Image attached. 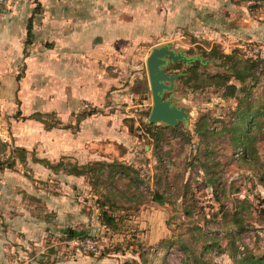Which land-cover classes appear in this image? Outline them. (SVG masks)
<instances>
[{"label": "rangeland", "instance_id": "374dc122", "mask_svg": "<svg viewBox=\"0 0 264 264\" xmlns=\"http://www.w3.org/2000/svg\"><path fill=\"white\" fill-rule=\"evenodd\" d=\"M41 1L28 44L24 22L0 12V59L5 41H13L7 49L11 65L5 68L0 60V157L16 144L27 148L26 160L17 158L0 172V264H123L126 259L233 264L224 208L236 210L244 197L256 205L264 195V114L260 129L253 130L258 159L244 160L230 129L238 98L222 95L215 85L196 89L183 78L165 80L163 97L185 106L187 116L176 127L157 122L165 130L157 148L164 159L162 188L170 199L163 203L149 199L158 159L153 140L130 127L139 133L147 129L153 104L147 57L153 47L168 44L185 55L176 61L166 56L163 64L179 74L202 47L224 52L207 63L210 72L224 70L220 61L240 66L244 57H264V0ZM81 4L101 5L105 13L82 12ZM45 7L50 14L43 13ZM22 42L21 50L15 45ZM231 80L241 85L233 75ZM260 92L257 87L253 97ZM93 107L92 114L84 111ZM36 111L47 122L36 118ZM203 114L206 137L195 130ZM34 156L54 162L119 157L134 165L139 177L130 182L116 171L115 186L109 187L125 195L117 194L126 204L142 202L123 210L122 231H115L100 221L87 176L55 170ZM209 177L217 180L219 198ZM259 219L256 213L248 218L249 230L236 240L240 247L264 251ZM74 230L81 234L72 236ZM86 238L98 241L96 250L82 249ZM180 239L191 250L183 249Z\"/></svg>", "mask_w": 264, "mask_h": 264}, {"label": "trees", "instance_id": "16d2710c", "mask_svg": "<svg viewBox=\"0 0 264 264\" xmlns=\"http://www.w3.org/2000/svg\"><path fill=\"white\" fill-rule=\"evenodd\" d=\"M36 5L34 7L33 13L28 18L26 24V42L31 43L34 36V17L36 13H40L42 10V1L34 0ZM224 54V52L219 48H210L206 49L202 47L201 55L197 54L194 58L188 60V66L179 74V79H184L185 82L190 84L192 88H202L207 85H215L216 87H222V95L224 96H236L238 98L237 108L234 112L237 113V118L234 121L233 125L230 127L232 130L233 144L234 146H240L242 148V156L244 160H255L257 161L258 157L256 155V138L257 133L253 130L260 129V115L264 114V57H244L243 62L239 66L237 62L227 64L226 61H220L217 64L224 67V70H218L215 72H210L206 69V65L210 61H214L217 56ZM229 56L227 54L225 57ZM181 61L174 62V66L179 67ZM227 69H230L229 71ZM235 76L240 82L241 85H238L236 82L231 80V77ZM19 76V75H18ZM249 79V81H246ZM257 87H261L262 92L256 97H253L254 90ZM242 91L243 95H238V92ZM85 108L84 111L88 114H92L97 111L96 107L92 109ZM48 113V112H46ZM36 118L46 121L41 115L42 111H36ZM150 114V113H149ZM41 116V117H40ZM130 120H134L132 117H129ZM206 115L203 114L201 119L196 123L195 130L201 135L207 136V126L205 119ZM60 122V121H59ZM56 125L55 123H49V127ZM157 122L147 123V129L137 132L136 129L131 124L130 130L133 134L138 137H146L148 141L153 140V154L157 156V163L153 167V176L154 184L156 188L152 192L150 200L156 201L158 203H163L167 200H170L167 197L166 193L162 188V173L160 169L164 163L163 157L157 151V148L160 146V140L164 134V129L158 126ZM165 125L175 126L177 124L165 123ZM158 127V128H157ZM209 131V130H208ZM5 143V142H4ZM17 158L22 161L27 159V148L22 145H14L11 149V154H8L6 157H0V172L6 167H13ZM36 160L42 161L50 168L55 170L62 168V170L70 175L74 176H87L90 182L93 185V192L95 193V202L96 206L99 209L98 216L102 223L114 229L115 231H122V220L124 215L122 212L125 210V213H128V210L132 208H137L139 203L142 200H137L136 203L126 204L122 202L119 196L124 197L125 195H120L119 191L116 193L113 188L109 187L110 184L114 185L115 179L114 176L116 171L128 175L130 177V182L137 180L139 177L137 168L124 160H121L119 157L113 158H98L92 161H66L64 158L59 159L58 161H51L46 157H36ZM260 180L264 185V173L260 175ZM209 183H212L217 198L218 194V183L216 178L209 177L207 179ZM259 200L256 205H253V201L249 197H244L241 200L240 206L234 209L224 208L223 213V223L226 226L227 231L225 235L229 238L228 244L230 245V255L233 260V264H264V251H255L248 244H243L244 247H240L236 243V240L251 226V221L248 220L254 213L257 216L261 217L260 221L264 220V195H259ZM191 211H187V214H190ZM216 214V213H215ZM67 231L71 232V229L68 227ZM78 235L81 232L74 230L72 236ZM87 233H84L86 235ZM82 235V236H84ZM84 239V237H83ZM181 247L185 250H191L189 244L185 243L183 239H180ZM206 248H209L211 245H205ZM119 248V247H118ZM41 260V259H40ZM200 261V259H197ZM202 260V259H201ZM123 264H139V261L136 259H126Z\"/></svg>", "mask_w": 264, "mask_h": 264}, {"label": "water", "instance_id": "95a60500", "mask_svg": "<svg viewBox=\"0 0 264 264\" xmlns=\"http://www.w3.org/2000/svg\"><path fill=\"white\" fill-rule=\"evenodd\" d=\"M174 61L185 57L182 53H177L168 44L155 46L152 48L147 57V69L152 91L153 104L149 114L150 122L163 121L169 124H177L179 119L187 116L185 106H177L171 102V98L163 97V89L168 87L165 80L170 79L172 82L179 76V73H169L163 64L166 63L167 57Z\"/></svg>", "mask_w": 264, "mask_h": 264}, {"label": "crops", "instance_id": "0c3cea01", "mask_svg": "<svg viewBox=\"0 0 264 264\" xmlns=\"http://www.w3.org/2000/svg\"><path fill=\"white\" fill-rule=\"evenodd\" d=\"M35 5H36V2L34 0H13L12 4L10 6H7L5 8V11L3 12L2 16L6 15V16H8L7 18L11 17L16 22L23 21L24 22V27H26L28 18L33 13V10H34ZM105 6L106 5H103V7H105ZM99 7H101V5ZM99 7L92 6L90 8L89 5L81 4V6H79V10L82 11V12H86V13H88V12H90V13H96V14H98V13H105V10L104 9H100ZM96 8H99V9H96ZM41 13L42 12L36 13V15L34 17V21H36L39 18V15ZM43 13L46 15L47 13L50 14L51 12H50V9L49 8H46L45 7ZM44 20H45V18H44ZM50 21L51 20H49L47 22H50ZM111 26H112V23H109V24H107L106 28L111 27ZM10 42H13V41L10 40ZM10 42H9V40H6L5 41V48H6L5 55H3L1 57V59H0L2 61V63H3V65H4L5 68H7L12 63V59H10L9 54L7 52L8 47L12 46V44H13V43H10ZM15 46L17 48H21V50H22L23 47H24V43L23 42L21 44H18L17 43ZM27 61H29V59H27Z\"/></svg>", "mask_w": 264, "mask_h": 264}, {"label": "built area", "instance_id": "2783aa9c", "mask_svg": "<svg viewBox=\"0 0 264 264\" xmlns=\"http://www.w3.org/2000/svg\"><path fill=\"white\" fill-rule=\"evenodd\" d=\"M9 4V0H0V12L5 10L7 5ZM98 241L93 238H86L82 243V249L85 251H94L97 249Z\"/></svg>", "mask_w": 264, "mask_h": 264}]
</instances>
